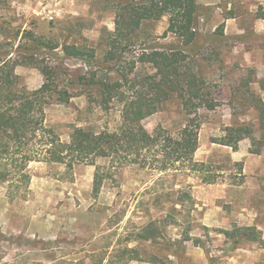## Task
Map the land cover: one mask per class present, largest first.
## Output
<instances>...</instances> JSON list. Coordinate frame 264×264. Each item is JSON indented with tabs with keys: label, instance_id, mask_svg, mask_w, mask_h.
Masks as SVG:
<instances>
[{
	"label": "rangeland",
	"instance_id": "1",
	"mask_svg": "<svg viewBox=\"0 0 264 264\" xmlns=\"http://www.w3.org/2000/svg\"><path fill=\"white\" fill-rule=\"evenodd\" d=\"M145 1L0 0V48L20 62L15 68L20 86L39 89L41 70L48 68L53 86L70 96L66 104L52 99L45 108V124L61 142L69 140L73 128L113 132L119 127L116 112L100 111L98 88L88 74L96 72L95 81L107 75L97 64H103L110 47L118 11ZM196 16L193 47L215 108L194 116L200 124L194 161L208 165L217 184L204 185L196 175L109 169L106 160L71 170L31 164L25 201L10 202L0 188V264H224L237 246L219 232L247 227L253 216L264 214V110H258L264 109V0H196ZM221 25L223 37L211 38ZM167 26L168 17L145 21L132 36L118 40L119 71L128 72L140 49L180 47L179 39L164 36ZM40 41L56 49L36 47ZM64 45L93 50V61L65 57ZM123 48L131 53L122 54ZM104 68L110 80L117 79L113 63ZM142 74L153 71L137 65L130 78ZM185 121L172 99L142 126L149 133L158 126L174 131ZM231 127L250 131L238 139L236 151L214 143ZM96 166L107 177L94 196ZM170 186L190 192L193 206L185 204L175 216L177 225L163 228L164 213L175 200L166 197ZM149 222H154L155 239L138 241Z\"/></svg>",
	"mask_w": 264,
	"mask_h": 264
},
{
	"label": "trees",
	"instance_id": "2",
	"mask_svg": "<svg viewBox=\"0 0 264 264\" xmlns=\"http://www.w3.org/2000/svg\"><path fill=\"white\" fill-rule=\"evenodd\" d=\"M163 17H168L164 36L172 35L179 39L180 47L140 49L128 64V72L119 71L122 59L116 54L117 41L132 36L143 22L159 21ZM196 17V0H146L122 6L116 15L114 33L109 34L111 43L103 64H97V69L107 75L95 81L96 72L88 74L92 76L90 83L98 88L100 111L105 114L116 112L120 125L113 132L73 128L66 143L46 126L45 108L52 99L68 103V92L53 86V73L48 68L41 70L44 81L39 89L29 91L21 87L15 74L20 62L13 59L11 53H2L3 48H0V188H4L6 198L10 202L25 201L31 180L29 166L34 163L63 165L71 170L80 165L95 166L97 160H106L109 169L134 167L158 175H196L204 185L217 184L218 177L209 171V166L194 161L200 129L194 116L202 109L215 108L200 71L198 50L193 47L198 38ZM217 37H223V25L211 36ZM44 46L43 41L36 43V47ZM45 47L51 51L56 49ZM61 52L70 59L85 61L87 58V63L94 59L93 50L86 51L75 45H64ZM121 53L131 52L123 48ZM111 63L117 70L116 80H110L111 72L104 68ZM137 65H148L153 74L137 75L131 79ZM124 86L128 89H123ZM87 97L91 99L90 94ZM172 99L179 102L186 117L185 124L174 131L158 126L151 133L147 132L142 122ZM258 110L262 112L264 109ZM224 133L214 143L232 151L237 150L241 136L250 135V131L243 127L227 128ZM254 154L259 155V151ZM95 168L94 196L107 177L99 166ZM166 197H175V200L164 213L163 228L177 225L175 216L182 214L185 204L193 206L190 192L182 188L168 187ZM155 232L154 222H149L141 229L137 240L151 242L155 239ZM219 234L226 240H233L234 246L241 242L261 241L260 232L255 227L234 226L231 231L221 230ZM194 246L202 248L198 241Z\"/></svg>",
	"mask_w": 264,
	"mask_h": 264
},
{
	"label": "crops",
	"instance_id": "3",
	"mask_svg": "<svg viewBox=\"0 0 264 264\" xmlns=\"http://www.w3.org/2000/svg\"><path fill=\"white\" fill-rule=\"evenodd\" d=\"M253 217L247 227H255L260 232V243L241 242L229 253L230 256L223 258L224 264H264V214Z\"/></svg>",
	"mask_w": 264,
	"mask_h": 264
}]
</instances>
